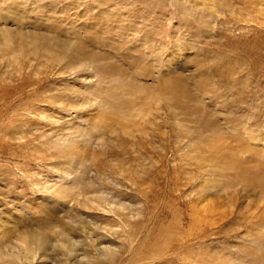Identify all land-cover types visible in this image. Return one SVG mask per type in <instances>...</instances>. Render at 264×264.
I'll return each instance as SVG.
<instances>
[{
	"label": "rangeland",
	"instance_id": "obj_1",
	"mask_svg": "<svg viewBox=\"0 0 264 264\" xmlns=\"http://www.w3.org/2000/svg\"><path fill=\"white\" fill-rule=\"evenodd\" d=\"M242 1L230 3L239 9ZM198 2L0 0V42L10 38L19 50L18 43L27 42L24 32H30L62 40L59 49L49 45L51 55L80 41L85 53L100 56V60L95 56L99 62L92 64L90 73L96 74L89 78L88 66L70 72L44 55L20 70L0 60V98L3 87L9 90L6 100L0 101V111L7 115L0 137L7 129L11 136L20 127L28 138L21 145L18 140L0 141L11 146L0 154L1 243L31 229L47 233L52 227L49 221L63 225L73 215L72 205L66 211L61 205H66L68 196L59 186L43 191L57 183L63 162L48 147L68 125L63 134L77 148L73 161L80 158L82 165L94 164L90 179L99 161L118 167L109 152L122 148L127 153L120 158H134L131 168L143 173L137 179L140 194L126 176L120 179L125 187L121 200L127 197L139 206L137 219L128 222L130 228L142 229L139 236L146 238L125 258L139 247L156 256H187L192 264H264V15L250 18L231 14L214 0ZM19 29L23 36L17 34ZM82 50L78 52L84 55ZM171 75L185 83L174 84ZM19 85L24 87L18 90ZM58 95L62 106L50 104L47 97ZM82 100L93 103L68 107ZM166 102L174 105V114ZM41 112H50L59 123H44ZM40 130L49 131L43 140L36 137ZM99 133L105 136L102 145ZM72 166L80 172L78 165ZM46 250L54 255L59 251L51 244Z\"/></svg>",
	"mask_w": 264,
	"mask_h": 264
},
{
	"label": "bare ground",
	"instance_id": "obj_2",
	"mask_svg": "<svg viewBox=\"0 0 264 264\" xmlns=\"http://www.w3.org/2000/svg\"><path fill=\"white\" fill-rule=\"evenodd\" d=\"M183 1H185V2L192 1L194 3H196V2L199 3L198 2L199 0H183ZM202 1H206V0H202ZM214 1H216L217 3H219L220 5H222L224 7H228L229 8L228 11L231 14H235V13L237 14L238 13L241 16L246 15L247 17H250V18L253 17L254 15H262V16L264 15V0H243L242 3L244 4V6L242 8H239V9H236V7L233 5V2L230 3V0H214ZM234 1H237V0H234ZM238 1H240V0H238ZM16 6H20V5L16 4ZM1 30L5 31L7 33L6 29L3 28V26H2ZM19 31H20V29H19ZM24 33H28L27 34V36H28L27 37V42H25L24 44L18 43V45H19L18 49L19 50H15V48H16V47H14L15 42L13 40L11 41L10 38L7 39V40L5 39L3 42H0V60H2V62L12 63L16 70H20L21 68L25 69V68L31 67L33 65V63L34 64L38 63L40 61V59L42 58V56L44 55L43 57L46 58L45 59L46 61L48 59H52L53 62L57 63L62 68H67L68 71H70V72L76 71L78 69H82L86 65V66H88V67H85V69L88 72V74H87L88 78H89V75L91 76L92 74H96L94 72L90 73V71H92V67L91 66H92V64L97 65V62H99V60H100V58H99L100 56H98L95 53L89 52V51H88L89 54L85 53L82 50L81 46H80V45H82L80 41L74 42V45L72 47H70V48H66L68 44L64 45V43H63L64 46L61 47V49L59 50L62 53L61 52L60 53L59 52L55 53V51L54 52L52 51L54 54L51 55V52L49 50V48H50L49 45L54 46V50L59 49L58 46H59V44H62L61 43L62 40L56 38V40L53 41V37L52 36L45 35V36L37 37L38 35H36L35 33H33V35H31L30 32H24ZM24 33L21 32V31L19 33L17 32V34H20L22 36L24 35ZM8 50H10L11 52H8ZM79 50H82L84 55L79 53L78 52ZM25 51H28L29 54H25ZM65 52H69L68 55L65 56ZM95 56L99 59L97 62L95 61ZM20 57H21V59H20ZM97 70H98V68H97ZM175 73H177V72H175ZM83 76H79V77L81 79H83V80H86V79L83 78ZM171 77L173 78L174 84H176V85H180V84H184L185 83V82H182V79H181L182 77L180 78L177 75H171ZM1 80H2V78H1ZM2 82H3V80H2ZM4 82H3V84H4ZM23 87H24L23 85H19L18 90H20ZM166 87H167V84H166ZM147 88H148V86H147ZM3 89L4 90L2 92H3L4 97H1L0 101L3 100V99L6 100V98L9 95V90L7 88H5V87H3ZM116 89H117V87H116ZM163 89H165V88H163ZM182 89L185 91L186 94H189V89L185 88L184 86L182 87ZM80 91H82V90H80ZM147 91H150V90H147ZM47 98L50 99V101H49L50 104H54L55 103V105L58 104V105L62 106L63 98L62 97L60 98L59 95H58V97L49 96ZM39 101H40V99H39ZM169 101H170V99H169ZM92 103L93 102L88 103V102L82 100L79 103L77 102L76 105H69L68 107H71V109L73 107H75V108L76 107H78V108L79 107L80 108H86ZM116 103H117V101H116ZM63 105H64V103H63ZM101 105H102V103H101ZM165 105L167 106L168 111L170 113L174 114V105H172L170 102H166ZM116 107H117V105H116ZM63 108H65V106ZM27 109H29V108H27ZM14 114H16V113H14ZM40 114L43 117L41 119H44V121H43L44 123H45V121L47 123L48 122H51V123L54 122V124L59 123V119H54L53 120V118L51 117L52 115H49V114H51L50 112H47V113L45 112L44 115H43L42 112ZM6 116H7L6 114H4V113H2L0 111V125L4 121ZM172 116L175 117V115H172ZM20 117H22V116H20ZM81 117H83V115L79 114L77 118L78 119H82ZM13 118H15V117H13ZM133 118H135V117H133ZM21 119L28 120V122H29V118L26 117V116H25V118L22 117ZM227 120L228 119H226V121ZM32 121H34V119ZM138 121L136 123H138ZM217 121L218 120L216 119L215 122H217ZM176 122H178V121H176ZM37 124H39V123H37ZM178 124H180V123L178 122L177 125ZM233 125H235V123ZM67 126L61 127V132L59 130H56L55 128H52V131L54 129L57 132L59 131V133L55 134L56 135L55 138H53L51 140V142H50L51 146L48 147L49 148L48 150H50V151L52 149L56 150L57 151V157L59 159H63V162L61 163V165H62V167H60L61 168V170H60L61 174L58 176L59 179L57 180V183H55V185L52 184L51 186H48L47 188L44 186L46 189L43 190V191H46V190H48L51 187L56 188V186L57 187L59 186L60 190H62V193H64L65 196H68V198L66 199V205L61 204L62 207H64L63 209L66 211V209L68 208V204L72 205V207L75 206L74 208L71 207V210L74 213L71 216L70 215L67 216L66 221H63V225H61L60 222H58L59 224L58 223L56 224L55 220L49 221L48 223H50L52 225V227L49 228V230H51V231H48L47 233H46V231H41L40 229H38L37 231L31 229L30 231L28 230V232L25 233L24 236H20L19 233L16 236L14 235L15 237L9 242H4V240H3V243H1V240H0V264H123L124 262H125V264H174V262H178L179 264H192L191 261L193 262L194 260L191 259V258H188L187 256H183V255L175 254V253L167 254V255L165 253L166 256H163L164 255L163 254L162 255L163 257L161 255L158 256V254H159L158 253L157 256H156V253H155L156 251L154 252L155 254H152L153 252L151 253L150 251H147V250H143L142 249V251H141V249L139 247H137L138 249H136V247L133 248L131 254L129 255V257L125 258L126 253H128V252L130 253V249L133 247L134 244H137V243L138 244H145L146 243V238L143 237L141 239L140 236H139V234L142 233L141 232L142 229L141 230L140 229L135 230V227H134V229L130 228L131 227V225H130L131 223H128V222H131V219H133V218L135 219L136 217H138L139 206H138V203L136 201L134 203H132L130 201V199H128L127 197L125 198L124 201L121 200L120 197L123 194V191L125 190V187L122 186V184L120 182L121 181L120 179L123 178L124 176H126L127 177L126 179L128 181H130L133 186H136L137 193L140 194L139 192H141V191H140V189L138 187L137 179L143 173H142V171L136 170L137 168L136 169L131 168L132 162H129V161L130 160L133 161L134 158H132V159L129 158L128 160H126V158H125L126 161H124V160H122L120 158L121 156H124L127 153V149L126 148H122V150H120V151H116L115 150V151H110L109 152V154L112 155L114 157L115 161H116L115 165H116V163L118 161V163H119V164H117L118 167H114V165H112L111 162H110L111 163L110 164L109 161H107V160L99 161V162H97L95 164L96 167H94L95 168L94 169V172H95L94 173V177L92 176V179H90L88 175H89V172H90V168L94 164H92L91 167H88L87 165L86 166L82 165L83 163H81L80 158H78V160H76L75 162L73 161L74 152L75 151L77 152V148L73 144L72 140L68 139V137L65 136V134H63V131H65L68 128ZM70 126L71 125H69V127ZM74 126H77V123H75ZM12 127H14V125H12L10 128H12ZM71 127L74 128L73 125ZM19 128H16V130L11 132V134H12L11 136L9 135V132H8V129H7L6 134L5 135L3 134L4 137H0V141L1 140H6V141L7 140L8 141H10V140H12V141L13 140H18L19 144H20V142L22 144L28 138H26L22 134V131ZM31 128H33V127L31 126ZM58 128H60V127H58ZM72 128H71V130H73ZM76 128H78V127H76ZM47 130L46 131L43 130V132H42V130H40L36 137L37 138H41L43 140L44 137H46L48 135L46 133H49V131L47 132ZM83 130H85V129H83ZM89 130H90V128H89ZM218 130H219V127H218ZM84 132H81V133L83 134ZM92 132H93V130H92ZM115 132H117V131H115ZM24 133H26V132H24ZM181 133L185 134L184 130L180 131V134ZM107 134H109V133H107ZM26 135H28V134H26ZM83 135H86L89 138L90 134L87 133V134H83ZM213 135H217V134H213ZM36 137H35V139H36ZM79 137H81V136H79ZM104 137L105 136L103 135V133L98 136V140L100 141L101 145L104 143L103 142V140L105 139ZM178 138H180V137H178ZM217 138H220V137H217ZM46 139H48V138H46ZM220 139H222V138H220ZM107 140L112 143L111 138L110 139L107 138ZM25 143H28V141L25 142ZM116 144H118V143H116ZM10 147H9V144H6L5 146L0 145V154L5 149L9 150ZM111 147H113V146H111ZM118 147H120V146L118 145ZM104 148H105V146H104ZM104 148L102 146V149H104ZM109 150H110V146H109ZM50 151H48V152H50ZM15 156H17V154H15ZM18 156H20V155H18ZM54 157H56V156H54ZM86 161H85V163H86ZM127 163L130 164L129 167L127 166ZM72 164L73 165H78V166L80 164L79 167L75 166V167L81 168L79 173L75 172L76 168H74L72 166ZM228 168H230V167H228ZM236 173H238V171ZM72 174H74V175H72ZM62 181H63V183L60 185V183ZM41 182H42V180H41ZM46 182H47V180H46ZM46 182L45 183L43 182L42 184L48 185ZM39 185H41V184H39ZM185 185H186V183H185ZM51 190H52V188H51ZM48 192H50V191H48ZM60 198H61V196H60ZM172 211H174V210L172 209ZM43 215H45V212H44ZM145 216H146V214H145ZM144 218H146V217H144ZM136 225H138V224L136 223ZM126 226H129V227L126 229ZM133 226H134V224L132 225V227ZM164 231H166V230H163V233H165ZM6 232H8V231H6ZM160 232H161V230H160ZM1 233H0V235H1ZM169 238H171V236ZM181 242H182V240H181ZM154 243H155L154 247L158 248L157 246L159 244L156 245V242H154ZM157 243H159V242H157ZM50 244L55 249H59V251L56 252L55 255L53 254L54 252H50V251L46 250V246L50 245ZM138 244L136 246H138ZM152 245H154V244H152ZM144 246H146V245H144ZM161 246H162V244H161ZM168 246H167V248H168ZM144 249H145V247H144ZM161 253H163V252H160V254ZM57 256H59V257L56 259ZM61 258H63V259L60 260ZM188 262H190V263H188Z\"/></svg>",
	"mask_w": 264,
	"mask_h": 264
}]
</instances>
